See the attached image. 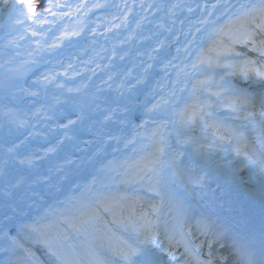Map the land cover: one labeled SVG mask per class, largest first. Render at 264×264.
Instances as JSON below:
<instances>
[{
	"label": "bare ground",
	"instance_id": "6f19581e",
	"mask_svg": "<svg viewBox=\"0 0 264 264\" xmlns=\"http://www.w3.org/2000/svg\"><path fill=\"white\" fill-rule=\"evenodd\" d=\"M20 4L23 8L0 34V264H34L31 253L42 264L60 258L46 238L64 224L81 223L92 208L138 195L141 189L124 190L125 180L157 160L165 168L173 162L186 167L173 178L175 190L186 178H202L218 189L213 192L230 216L236 215L240 231L264 243L256 233L264 228V171L220 144L230 138L234 148L246 152L247 140L263 129L253 130L244 121L237 127L234 118L214 110L220 95L234 104L241 88L233 73L243 63L227 59L243 53L228 52L224 60L225 47L251 37L264 45L258 26L264 0H11L0 27ZM195 34L205 37L204 61L209 62L197 70L220 95L213 100L211 91L190 95L188 78L181 116L156 113L151 107L163 102L162 87L182 78L169 76V69L195 63L203 46H194ZM254 57L264 64V55ZM218 63H225L222 72ZM243 69L245 76L250 70ZM253 86L257 89L245 90L249 104V92L264 96V83ZM203 108L213 124L210 135L202 127ZM141 198L146 201L138 205L143 228L136 226V232L135 224L121 225L116 232L132 231L144 239L155 228L148 217L152 201ZM228 227L226 217L213 235ZM168 228L162 230L168 233Z\"/></svg>",
	"mask_w": 264,
	"mask_h": 264
},
{
	"label": "rangeland",
	"instance_id": "374dc122",
	"mask_svg": "<svg viewBox=\"0 0 264 264\" xmlns=\"http://www.w3.org/2000/svg\"><path fill=\"white\" fill-rule=\"evenodd\" d=\"M11 2V0H0V18H2L4 16V10L9 6V3ZM22 6V4H20ZM20 5H18L16 11H14V13H12L4 22L2 28H0V34H3L6 32V29L10 26V24L13 23V21L15 20V15H17V13L20 11L21 8H23V6L21 7ZM241 35H245L244 33H242ZM249 42H251V46L248 48L249 53L250 52H255L258 54H262L264 55V45H260L257 44V41L254 40V38H247V39H241V41H237L236 43L234 42H229L231 43L228 47H225L224 51L222 52L221 59H226V53L228 52H236V53H243L242 57L243 59H237V58H229L227 60H232L233 62H242L244 65V62H253L254 58L251 57L248 59L249 53L246 55V53H244L242 51V49H240L241 46L248 44ZM203 44L202 48L198 51L199 53L196 54L195 53V60H194V64L192 66H189L188 68H180V70H177V68L175 70H170L169 69V76H177V74L181 75V79H179V81H177L176 83H172V85L167 86L166 84L162 87V99L163 102L160 103L159 105L155 106V107H151L154 110H156V113L159 114H165V115H170L171 117H175V116H181L180 113V109L184 107V105H180V99L178 100V97H180L181 95V91L185 89L184 87V78H190V79H194L193 80V85L194 87L192 88L194 90V94L195 95H200L202 96L203 93H207V89L210 87V79L208 77H206L205 75L199 74L198 75V70L197 68H204L206 65L209 64V62L204 61V55L206 50H208V45L206 44L205 41V37L204 39L201 38L198 35H194V46H197L199 44ZM186 48V47H184ZM184 49H182L183 51ZM189 52V50L187 51ZM208 52V51H207ZM258 62V61H256ZM218 66L216 67L217 71H223L225 68V63H221V64H217ZM263 67V66H262ZM261 66H259L258 68L263 71V68ZM245 73V72H244ZM195 74V75H194ZM233 81H235L236 84H238V86H240L242 89L245 90H254L257 89L255 86V84H260V83H264V76H262V74L258 73L256 70L254 71H250L249 73H246V75L244 76L243 72H241V70H235V72L233 73ZM196 86H202L203 90L201 88L196 89ZM260 88V87H258ZM215 94V93H213ZM212 98V95L209 94ZM175 97V98H174ZM221 98L218 97L217 100L220 101ZM246 101V95L244 93H241V95H239L237 97V99H235L233 106H228V105H224L222 108V110L224 112H227V116L230 118H234L237 123H240V121H244L247 122V125L252 128L253 130L258 129L259 126H263L264 125V116L261 113L262 110L261 108L258 107H241L242 106V102ZM255 101V100H254ZM225 107V108H224ZM153 132V131H152ZM144 137L147 136L146 133L143 134ZM210 135V133L208 134ZM255 138H257L258 140H262L263 139V143H264V134L263 135H257ZM220 140H217V142ZM163 142V141H160ZM220 143V142H219ZM222 146L228 147L229 148V144L226 143L225 141L221 140L220 143ZM226 144V145H225ZM139 145H142V143H140ZM141 148L144 150L147 148V142H145ZM230 149V148H229ZM233 154V153H232ZM160 156L166 157L165 151L160 153ZM233 156L238 157V159L240 158V155L238 154H233ZM235 163V162H233ZM92 164V161H89L87 164V167H89ZM155 164V163H154ZM153 165V164H152ZM233 165V164H232ZM231 165V166H232ZM249 165L251 166L252 163H249ZM154 166L153 170H150L148 168L143 169L140 172H137L133 175V177H130L126 182H125V187L129 188L132 185H135V182H138L137 184H142L141 179L144 178V175L142 176L143 171L148 173V176L152 177L151 175H156L159 171L157 172H152L156 169V166ZM120 170L117 169L116 170V176L120 175ZM121 176V175H120ZM162 206V205H161ZM164 207V206H162ZM165 215V213H164ZM89 218V217H88ZM84 222V221H83ZM82 222V223H83ZM120 221H118L119 223ZM74 224V223H73ZM96 221L94 220L93 222H89V224H87L86 226H88V233L92 232V229L96 226ZM67 225V224H65ZM121 226V225H120ZM124 226V225H122ZM81 232V231H80ZM62 232L58 235H61ZM87 233H82L83 237H86ZM55 238V237H54ZM102 241V240H101ZM64 240L63 241H58V250L56 249V246L54 244H52V248L51 249L53 252L52 253H58L59 255H63L64 252L67 251L68 246L64 247ZM67 244V243H66ZM49 248V247H48ZM102 255L105 257V262H107V260H110V256H113V254H111V249H109L108 247H102ZM25 264V262L23 263ZM117 264H121V263H117Z\"/></svg>",
	"mask_w": 264,
	"mask_h": 264
}]
</instances>
